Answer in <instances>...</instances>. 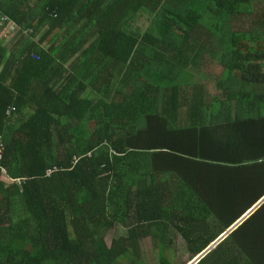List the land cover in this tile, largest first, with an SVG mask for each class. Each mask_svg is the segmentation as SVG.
<instances>
[{"label":"trees","instance_id":"trees-1","mask_svg":"<svg viewBox=\"0 0 264 264\" xmlns=\"http://www.w3.org/2000/svg\"><path fill=\"white\" fill-rule=\"evenodd\" d=\"M256 3L0 0V264H178L263 199ZM195 264H264V204Z\"/></svg>","mask_w":264,"mask_h":264},{"label":"rangeland","instance_id":"rangeland-1","mask_svg":"<svg viewBox=\"0 0 264 264\" xmlns=\"http://www.w3.org/2000/svg\"><path fill=\"white\" fill-rule=\"evenodd\" d=\"M263 6V3H256V6ZM10 33L15 37L18 34V28L17 26H15L14 24L11 25V27L8 30V35H10ZM40 39V36L36 38V41H38ZM8 40H10V37L8 38ZM208 72L210 74H213L215 76H220L221 70L216 68H208ZM199 78V76H197ZM209 89L212 91V93L214 95H219V91H217L216 86L213 83V86L209 87ZM0 180L5 181L7 184H10L12 181L11 179H9L7 176H1ZM126 233V229L118 226L115 229H112L111 231H109V233L106 236V240L107 243H110V240L112 237H117L120 235H123ZM177 258H178V264H191L196 258H193V260L190 259V255L188 253V249L187 246L184 242L183 239H178V244H177ZM142 258H144V260L149 263V264H158V252L154 246V243H152V239L151 238H147L144 240L143 244H142Z\"/></svg>","mask_w":264,"mask_h":264},{"label":"water","instance_id":"water-1","mask_svg":"<svg viewBox=\"0 0 264 264\" xmlns=\"http://www.w3.org/2000/svg\"><path fill=\"white\" fill-rule=\"evenodd\" d=\"M262 204H264V198L259 201L258 203H256L251 209H249L244 216L237 221L234 225H232L219 239L218 242L215 243L214 245H212L205 253H202L200 256H198V258H196L191 264H195L198 262L199 259H201L202 257H204L205 255L209 254L214 247L218 246V244L221 242V240L228 236L233 230H235V228L247 217L249 216L250 213L255 212ZM239 222V223H238Z\"/></svg>","mask_w":264,"mask_h":264},{"label":"built area","instance_id":"built-area-1","mask_svg":"<svg viewBox=\"0 0 264 264\" xmlns=\"http://www.w3.org/2000/svg\"><path fill=\"white\" fill-rule=\"evenodd\" d=\"M0 23L2 24V22H0ZM3 152H4V148H3V146H2V144H1V142H0V162H1V160H2ZM0 169H2V167H1V163H0ZM2 172L5 173V170L2 169Z\"/></svg>","mask_w":264,"mask_h":264},{"label":"crops","instance_id":"crops-1","mask_svg":"<svg viewBox=\"0 0 264 264\" xmlns=\"http://www.w3.org/2000/svg\"><path fill=\"white\" fill-rule=\"evenodd\" d=\"M263 198H264V197H263ZM253 213H254V212L250 213L249 216H247V217H246V218H245V219H244V220H243V221H242V222H241L236 228H238V227H239V226H240V225H241L246 219H248ZM243 216H244V215H243ZM243 216H242V217H243ZM242 217H240L237 221H239ZM237 221H236V222H237ZM236 222H235V223H236ZM235 223H234V224H235ZM238 223H239V222H238ZM234 224H233V225H234ZM236 228H235V229H236ZM233 231H234V230H233ZM225 232H226V231H225ZM220 237H221V236H219V238H220ZM226 237H227V236H226ZM226 237H224V238H226ZM219 238H218V239H219ZM224 238H223V239H224ZM223 239H222V240H223ZM222 240H221V242H222ZM221 242H220V243H221Z\"/></svg>","mask_w":264,"mask_h":264},{"label":"clouds","instance_id":"clouds-1","mask_svg":"<svg viewBox=\"0 0 264 264\" xmlns=\"http://www.w3.org/2000/svg\"><path fill=\"white\" fill-rule=\"evenodd\" d=\"M1 176H6V172H5V173L2 172V175H1ZM1 176H0V177H1Z\"/></svg>","mask_w":264,"mask_h":264}]
</instances>
